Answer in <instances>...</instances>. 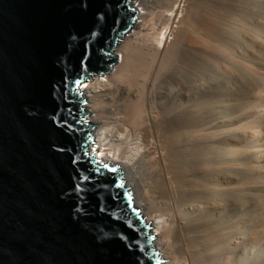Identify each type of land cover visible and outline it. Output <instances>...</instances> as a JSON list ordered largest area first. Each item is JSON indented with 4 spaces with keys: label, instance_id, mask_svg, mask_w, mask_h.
Segmentation results:
<instances>
[{
    "label": "bare ground",
    "instance_id": "1",
    "mask_svg": "<svg viewBox=\"0 0 264 264\" xmlns=\"http://www.w3.org/2000/svg\"><path fill=\"white\" fill-rule=\"evenodd\" d=\"M133 7L117 62L81 91L92 150L162 264H264V0Z\"/></svg>",
    "mask_w": 264,
    "mask_h": 264
},
{
    "label": "water",
    "instance_id": "2",
    "mask_svg": "<svg viewBox=\"0 0 264 264\" xmlns=\"http://www.w3.org/2000/svg\"><path fill=\"white\" fill-rule=\"evenodd\" d=\"M133 2L0 0V264L163 263L122 172L92 150L81 93L117 62Z\"/></svg>",
    "mask_w": 264,
    "mask_h": 264
},
{
    "label": "rangeland",
    "instance_id": "3",
    "mask_svg": "<svg viewBox=\"0 0 264 264\" xmlns=\"http://www.w3.org/2000/svg\"><path fill=\"white\" fill-rule=\"evenodd\" d=\"M156 11V10H155ZM159 18V17H158ZM156 18L155 17H153L152 18V21L153 22H156L155 24H156V26L155 27H160V26H162V24H160V23H157V21L159 22V20H157L156 19V21H154ZM160 19V18H159ZM138 21V20H137ZM163 27V26H162ZM161 27V28H162ZM161 28H158V30H162ZM134 31V29H132V31L130 32L129 31V33L128 34H126V35H129L130 33H132ZM115 56H116V52H115ZM177 60H179V61H182V59L180 60V58H177ZM190 62H192V63H196V65H199L198 64V62L195 60V62H194V60H190ZM107 74H105V75H101V76H97V75H95L92 79H93V81L92 82H94L95 81V79H97V78H99V79H102V78H105V76H106ZM92 79H90V80H92Z\"/></svg>",
    "mask_w": 264,
    "mask_h": 264
},
{
    "label": "snow or ice",
    "instance_id": "4",
    "mask_svg": "<svg viewBox=\"0 0 264 264\" xmlns=\"http://www.w3.org/2000/svg\"><path fill=\"white\" fill-rule=\"evenodd\" d=\"M65 127H67L69 129L70 132H75L76 129L72 127L71 124L65 123ZM105 167H107V165H105ZM88 177H85V180H88ZM78 188L80 187L79 185L77 186Z\"/></svg>",
    "mask_w": 264,
    "mask_h": 264
}]
</instances>
